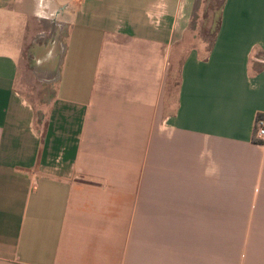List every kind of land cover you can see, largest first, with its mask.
Here are the masks:
<instances>
[{
  "label": "crops",
  "instance_id": "obj_1",
  "mask_svg": "<svg viewBox=\"0 0 264 264\" xmlns=\"http://www.w3.org/2000/svg\"><path fill=\"white\" fill-rule=\"evenodd\" d=\"M199 1L0 0V264H264V0Z\"/></svg>",
  "mask_w": 264,
  "mask_h": 264
},
{
  "label": "rangeland",
  "instance_id": "obj_2",
  "mask_svg": "<svg viewBox=\"0 0 264 264\" xmlns=\"http://www.w3.org/2000/svg\"><path fill=\"white\" fill-rule=\"evenodd\" d=\"M220 4L221 0L199 1L198 10L193 18V32L190 34L191 40H189L183 47V51H187L191 45H196L197 43H202L204 48L209 45L213 39L218 23ZM50 31L52 32L51 29ZM57 32L61 35L64 33L63 29H57ZM51 40L53 42L55 38H51ZM54 45H51L52 49ZM58 47L60 48V55L61 45H58ZM46 63L47 62L36 65L33 58L30 56L25 57L19 66L16 79L18 91L25 95L27 99L35 103L37 112H40V109H42L45 104L49 102L53 95V78H50L47 74L46 66H42ZM175 70L176 67L174 62L173 71ZM171 83L175 84L174 74H171ZM37 116L40 117L41 114H37Z\"/></svg>",
  "mask_w": 264,
  "mask_h": 264
},
{
  "label": "built area",
  "instance_id": "obj_3",
  "mask_svg": "<svg viewBox=\"0 0 264 264\" xmlns=\"http://www.w3.org/2000/svg\"><path fill=\"white\" fill-rule=\"evenodd\" d=\"M46 18L45 16H43ZM254 139L258 141H262L264 139V120H260L257 118L254 124Z\"/></svg>",
  "mask_w": 264,
  "mask_h": 264
}]
</instances>
